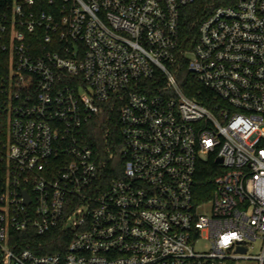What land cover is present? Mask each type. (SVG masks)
I'll return each mask as SVG.
<instances>
[{
	"label": "built area",
	"instance_id": "obj_1",
	"mask_svg": "<svg viewBox=\"0 0 264 264\" xmlns=\"http://www.w3.org/2000/svg\"><path fill=\"white\" fill-rule=\"evenodd\" d=\"M193 2L0 0V264H264V0L215 6L182 55L213 107L175 72ZM119 104L106 173L84 129Z\"/></svg>",
	"mask_w": 264,
	"mask_h": 264
},
{
	"label": "trees",
	"instance_id": "obj_2",
	"mask_svg": "<svg viewBox=\"0 0 264 264\" xmlns=\"http://www.w3.org/2000/svg\"><path fill=\"white\" fill-rule=\"evenodd\" d=\"M236 0H196L185 6L182 11V21H181V38L178 45V63L175 67V72L181 83L183 89L188 95L194 96L199 101L213 107V102L209 101L206 97L214 98V92L209 90L200 82H198L193 73L188 69L187 60L183 59L182 55L194 48L196 42L198 41L199 31L198 25L200 21L205 18V16L215 7L220 4H229L235 2ZM1 68V67H0ZM4 71L0 69V72ZM153 84V83H152ZM120 104L115 107L114 110L106 108V110L95 115L85 126L86 140L93 148L95 156L99 160L107 161L111 154L114 155L113 159L109 161L108 169L106 173H109L115 169H120L122 167V158L119 153V149L122 145V133L119 121V109ZM215 159H211L206 165L201 167L198 178H197V189H198V199L204 200L207 195L212 191V179L216 172L214 167L217 163ZM114 169V170H115ZM110 176V175H109ZM19 235V234H17ZM34 240H41L45 242V247L39 248L37 245H32V248L37 252H54L56 250L62 249L67 240H61L60 237L64 238V235L57 234V231H53L45 236H36L31 234ZM54 238V239H53ZM66 238V235H65ZM55 240V241H53Z\"/></svg>",
	"mask_w": 264,
	"mask_h": 264
},
{
	"label": "rangeland",
	"instance_id": "obj_3",
	"mask_svg": "<svg viewBox=\"0 0 264 264\" xmlns=\"http://www.w3.org/2000/svg\"><path fill=\"white\" fill-rule=\"evenodd\" d=\"M204 208H201L203 210ZM197 248L204 249L209 246V241L207 239H202L200 242L197 243ZM254 247H251L249 250V255H257L261 253V243L260 241H257L253 245ZM6 264V263H2ZM238 264H258V260L256 259H241L239 260Z\"/></svg>",
	"mask_w": 264,
	"mask_h": 264
},
{
	"label": "water",
	"instance_id": "obj_4",
	"mask_svg": "<svg viewBox=\"0 0 264 264\" xmlns=\"http://www.w3.org/2000/svg\"><path fill=\"white\" fill-rule=\"evenodd\" d=\"M218 160H219V161H223L221 157H219ZM29 199H30V197H29V195L26 193V200H29ZM242 250H243V252H244L246 249L243 248Z\"/></svg>",
	"mask_w": 264,
	"mask_h": 264
}]
</instances>
